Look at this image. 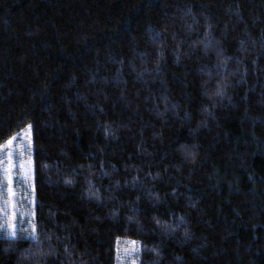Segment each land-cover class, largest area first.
I'll return each mask as SVG.
<instances>
[{
    "label": "trees",
    "instance_id": "16d2710c",
    "mask_svg": "<svg viewBox=\"0 0 264 264\" xmlns=\"http://www.w3.org/2000/svg\"><path fill=\"white\" fill-rule=\"evenodd\" d=\"M28 124L0 264H264V0H0V144Z\"/></svg>",
    "mask_w": 264,
    "mask_h": 264
},
{
    "label": "snow or ice",
    "instance_id": "6c2138e0",
    "mask_svg": "<svg viewBox=\"0 0 264 264\" xmlns=\"http://www.w3.org/2000/svg\"><path fill=\"white\" fill-rule=\"evenodd\" d=\"M161 35L160 33H156L153 37V39H160ZM211 41H209L207 44H205V47L207 48L209 45H211ZM31 129H32V125L28 124L26 125V131L25 130H21L23 133V139H24V143L23 144H17L16 141L18 139V137L16 135L13 136H9L6 140V145L8 148V152H7V165L4 168V173L5 176L7 178V196H8V201H6L4 203V205L2 207H0V212H2L4 214V216L6 217V223L4 225H0V227H3L6 229V234L13 237L14 239H23V235L18 236L17 234V228H16V224L14 223V220L16 219V212H15V207L16 204L13 200V197L15 196V192H14V178H13V169L15 167H17V165L14 163L13 161V145L15 144L16 147L23 149V151L20 152L18 160H19V164L18 167L20 169V176L23 177V181L24 183L31 189L32 192H34L35 188H34V183H32V179H33V159H32V152H33V141L31 139ZM105 131L107 132V129H105ZM5 147V144H0V150H2ZM27 152L28 158L25 160L24 159V152ZM189 155H191V153H188ZM3 161H0V164H3ZM72 181L70 179H66V183H71ZM90 195H94L97 196V199H99L98 193L96 192H91ZM26 197L30 196V193L26 192L25 193ZM30 203H32L33 205L35 204V199L34 196H32L29 200ZM9 203H11V207H12V211L9 212ZM21 215H23V213H21ZM27 215L29 217H34L35 216V212L31 211L28 212ZM29 223V229L30 230H25L26 234L31 237L34 240H37V243L39 244V239H38V226L37 223L33 220V219H29L28 221ZM157 223H159V221H157ZM131 247L128 249H125V255L126 256H132L133 254H137L140 251V247L138 245V242L136 241H130L129 242ZM30 251V250H28ZM28 251H25L22 253V255L27 256L28 255ZM153 251H155V249H153ZM41 254L43 255L44 253L41 252ZM131 264H136V259H132Z\"/></svg>",
    "mask_w": 264,
    "mask_h": 264
},
{
    "label": "rangeland",
    "instance_id": "374dc122",
    "mask_svg": "<svg viewBox=\"0 0 264 264\" xmlns=\"http://www.w3.org/2000/svg\"><path fill=\"white\" fill-rule=\"evenodd\" d=\"M26 131V129H24ZM18 137L16 143L17 144H23L24 139H23V133L20 131L18 134H16ZM5 147L0 150V161H3V164H0V207L4 205L6 201H8V196H7V178L4 173V168L7 165V152L8 148L6 143ZM13 161L17 165L13 169V178H14V192L15 196L13 197V200L16 204L15 207V212L17 214L16 219L14 220V223L16 224L17 231L22 230L24 232V235L26 237H29L25 230H30L29 229V219H34V217H29L27 215L28 212L34 211V205L29 202L30 198L32 197V191L31 189L24 183L23 177L20 176V169L18 167L19 164V154L23 149L18 148L13 145ZM28 158L27 152H24V159L26 160ZM33 182V179H32ZM28 192L30 193L29 197L25 196V193ZM9 212H11L13 209L11 207V203H9ZM23 213V215H21ZM6 223V217L2 212H0V225H4ZM0 235L3 236H9L6 234V229L3 227H0ZM130 241L125 242L124 245L118 244L117 248V264H131L132 259H136V264H138V256L137 254H133L132 256H126L124 250L128 249L131 247ZM139 254V253H138Z\"/></svg>",
    "mask_w": 264,
    "mask_h": 264
},
{
    "label": "bare ground",
    "instance_id": "6f19581e",
    "mask_svg": "<svg viewBox=\"0 0 264 264\" xmlns=\"http://www.w3.org/2000/svg\"><path fill=\"white\" fill-rule=\"evenodd\" d=\"M26 247V246H25Z\"/></svg>",
    "mask_w": 264,
    "mask_h": 264
}]
</instances>
